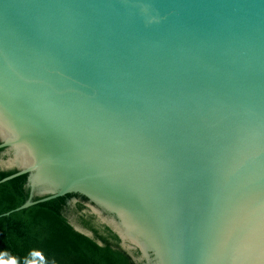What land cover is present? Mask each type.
<instances>
[{
	"label": "water",
	"instance_id": "1",
	"mask_svg": "<svg viewBox=\"0 0 264 264\" xmlns=\"http://www.w3.org/2000/svg\"><path fill=\"white\" fill-rule=\"evenodd\" d=\"M0 148L45 196L12 212L78 193L146 264H264V0H0Z\"/></svg>",
	"mask_w": 264,
	"mask_h": 264
},
{
	"label": "trees",
	"instance_id": "2",
	"mask_svg": "<svg viewBox=\"0 0 264 264\" xmlns=\"http://www.w3.org/2000/svg\"><path fill=\"white\" fill-rule=\"evenodd\" d=\"M5 152L0 148V181L18 171L4 167L9 157ZM28 176L0 183V264H146L138 259L137 249H125L111 227L90 212L88 204H93L81 194L69 193L12 212L28 199L45 197L31 194Z\"/></svg>",
	"mask_w": 264,
	"mask_h": 264
},
{
	"label": "flooded vegetation",
	"instance_id": "3",
	"mask_svg": "<svg viewBox=\"0 0 264 264\" xmlns=\"http://www.w3.org/2000/svg\"><path fill=\"white\" fill-rule=\"evenodd\" d=\"M90 212H91V211H90ZM96 217L99 219V221H100L101 223H105V224H107L106 222H102L101 218H104L106 221H108V219H110L111 215H109V214L103 215V212H102L101 218H99V216H97V215H96Z\"/></svg>",
	"mask_w": 264,
	"mask_h": 264
},
{
	"label": "rangeland",
	"instance_id": "4",
	"mask_svg": "<svg viewBox=\"0 0 264 264\" xmlns=\"http://www.w3.org/2000/svg\"><path fill=\"white\" fill-rule=\"evenodd\" d=\"M4 167H5V165H4Z\"/></svg>",
	"mask_w": 264,
	"mask_h": 264
}]
</instances>
